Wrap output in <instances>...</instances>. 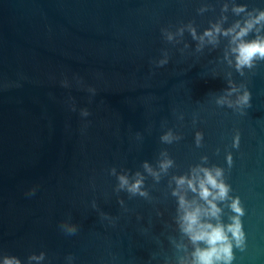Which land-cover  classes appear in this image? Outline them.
<instances>
[{"label": "water", "instance_id": "water-1", "mask_svg": "<svg viewBox=\"0 0 264 264\" xmlns=\"http://www.w3.org/2000/svg\"><path fill=\"white\" fill-rule=\"evenodd\" d=\"M240 5L247 11L238 16ZM256 8L264 0H0V256L191 264L196 245L180 228L173 192L206 205L174 178L200 166L220 167L245 210V247L233 248L232 264H264V61L241 76L231 36L201 43L188 28L226 30ZM229 80L247 87L249 106L216 103ZM169 131L180 139L163 143ZM137 172L147 196L119 188L120 175L132 183ZM230 203L217 201L222 211L210 222L230 223Z\"/></svg>", "mask_w": 264, "mask_h": 264}, {"label": "clouds", "instance_id": "clouds-1", "mask_svg": "<svg viewBox=\"0 0 264 264\" xmlns=\"http://www.w3.org/2000/svg\"><path fill=\"white\" fill-rule=\"evenodd\" d=\"M209 10L207 5H204L198 9L200 14ZM223 11H227V5L225 4ZM232 11L236 15H240L247 11V5L234 6ZM226 19V17H225ZM190 35L193 40H199L203 42L205 37L210 38V42H216L217 35L231 36L230 43L234 45L231 48V52L235 59V68L237 72L243 76L244 69H253L258 61H264V35L259 33L264 32V9L256 8L252 12L248 13V18L243 21L237 20L230 28L222 30L218 24H213L209 29L203 32V35L198 36L197 31L191 24L188 25ZM166 32L165 29L161 30ZM183 34V29H179ZM250 34H254L252 38H248ZM168 40L172 39L171 34L167 35ZM199 50V48L197 49ZM157 66H164L168 63V59L160 60ZM228 88L225 90V95L217 98L216 103L220 106H227L232 108L234 105L243 109L249 106L251 93L248 91L245 85L237 87L233 81H228ZM67 86V82H65ZM242 94L237 95L235 101L228 99L235 93L240 92ZM90 92L95 93V89L89 88ZM89 113L87 109L81 110V115L87 116ZM196 145L201 146L203 139V133L197 132L195 134ZM163 143L171 144L173 139H180L178 136H173L169 131L165 135L160 137ZM239 146V133L234 137L233 147ZM162 155H167L166 152H162ZM202 160H207V157H202ZM229 166L232 163V155L229 153L226 157ZM173 165V160L165 159L160 162V168L163 171H167ZM145 170L155 176L157 180L159 176L153 172L149 165L145 162L143 165ZM112 174H115V169H112ZM137 179L130 183L129 179L125 175H120L119 188H127L131 194H139L140 196H147V193L141 191L143 185V176L137 172ZM223 170L220 167H200L196 166L191 170V177L179 176L175 177V181L178 187H182L187 184L188 189L193 193L198 194L200 200L205 202V206L198 204L195 200L188 201L184 195L179 191H174L173 195L179 197V208L183 211V215L180 216V228L185 233L191 242L196 245L195 250L192 253L191 264H232L234 259L233 248H239L241 250L245 247V233L243 231L241 217L245 214L244 207L242 206L239 197H229L230 185L223 180ZM35 189L32 190L34 193ZM31 194V193H30ZM231 199L229 205L231 211L234 213L230 217V223L224 224L221 222L211 223V219H218L222 209L218 206L217 201H225ZM122 203V201H121ZM103 215V214H102ZM207 217L208 219H205ZM61 228L67 234H75L77 226L72 223H62ZM200 245H203L202 247ZM46 254L42 251L39 255L32 254L27 258V264H41L45 260ZM69 260L72 257H68ZM0 264H22L20 258L14 255H2L0 256ZM180 264H185L183 259L180 260Z\"/></svg>", "mask_w": 264, "mask_h": 264}]
</instances>
